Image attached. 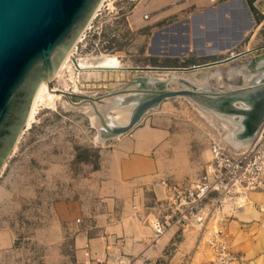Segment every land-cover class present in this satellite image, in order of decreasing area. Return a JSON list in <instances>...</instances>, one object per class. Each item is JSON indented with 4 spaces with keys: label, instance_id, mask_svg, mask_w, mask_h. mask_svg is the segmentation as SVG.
I'll list each match as a JSON object with an SVG mask.
<instances>
[{
    "label": "rangeland",
    "instance_id": "obj_1",
    "mask_svg": "<svg viewBox=\"0 0 264 264\" xmlns=\"http://www.w3.org/2000/svg\"><path fill=\"white\" fill-rule=\"evenodd\" d=\"M224 1L227 0H218L219 3ZM245 1L251 19L244 18L242 25L250 28L235 52L243 51L259 27L257 39L261 41L259 45L264 44V0ZM172 7L174 10L170 12ZM205 7L188 0H102L74 45L73 54L83 58L115 54L125 65L131 66H191L228 57L231 51L192 55L182 50V46L170 44L173 25L188 13L197 14ZM177 52L182 53L175 54ZM260 56H264V49L254 55ZM207 70H220L219 75L208 80L216 89H226L224 82L236 86L244 84L242 75L231 74V63ZM207 70L197 73L200 75ZM122 72L107 71L89 77L68 64L52 84L54 88L72 91L77 83L82 94L102 95L120 89L135 75ZM178 85L174 81L169 83L170 87ZM81 99L54 94L51 99L40 100L31 126L21 133L0 168V264H86V260L92 264H143L123 252L121 237L114 242L101 241L108 224L121 221L127 213L150 218L154 244L170 232L174 223L183 228L204 230L208 219L227 204L226 201L222 209H215L214 198L218 195L212 194L206 199L211 206L199 214L200 207H191L193 197L181 204L171 194L170 177L161 182L164 185L161 194L151 189L140 194L137 189L116 186L110 177L111 153L119 138L129 135L131 130L100 140V121L93 116L92 107L73 103ZM199 107L189 97H171L150 109L135 126L152 123L168 129L167 159H170L171 130V137L200 160L202 168L198 177L185 182L208 175L215 141L223 142L234 153L247 149L231 144L230 129L216 119L200 115L196 110ZM239 140L252 142L253 139ZM259 149L264 150V137L256 147ZM167 164L169 169V161ZM220 227L224 229L223 225ZM211 229L203 243L212 253L207 264L213 259L209 241ZM82 235L97 241L83 245L78 240ZM181 244L175 243L174 248ZM84 249L93 250L95 255L84 258L80 254ZM170 260L169 241L160 256L146 259L144 264H170ZM240 264H245V260Z\"/></svg>",
    "mask_w": 264,
    "mask_h": 264
},
{
    "label": "water",
    "instance_id": "obj_2",
    "mask_svg": "<svg viewBox=\"0 0 264 264\" xmlns=\"http://www.w3.org/2000/svg\"><path fill=\"white\" fill-rule=\"evenodd\" d=\"M101 1L0 0V168L23 132L41 84L55 80L64 59L89 25ZM248 53L241 51L235 57L192 66L132 67L130 69L138 73L129 83L97 97L73 90L58 89L57 93L69 98L79 96L81 103L92 102L103 140L129 132L150 109L176 96H187L208 109L240 116L237 135L249 140L264 121V56L243 63L242 70L250 74L253 81L248 85L219 90L208 83L207 71L197 73ZM159 71L196 73L172 77L160 76ZM172 80L184 86L170 87ZM98 103L103 105V110ZM118 109L129 110V119L120 120Z\"/></svg>",
    "mask_w": 264,
    "mask_h": 264
},
{
    "label": "crops",
    "instance_id": "obj_3",
    "mask_svg": "<svg viewBox=\"0 0 264 264\" xmlns=\"http://www.w3.org/2000/svg\"><path fill=\"white\" fill-rule=\"evenodd\" d=\"M188 2L206 7L197 14L188 13L181 22L173 25L170 44L174 47L182 46V50L189 51L192 55L196 52L214 55L218 52L231 51L229 56L238 53L233 50L250 28L249 25H242L246 19H251L246 1L227 0L219 3L218 0H188ZM173 10V7L170 8V12ZM259 31L260 27L255 30L251 41L242 48L243 51L260 44L261 41L257 39ZM247 58L250 57H239L231 64L245 62ZM217 66L220 65L205 69ZM168 134L169 131L164 126L151 123L135 127L129 135L120 137L111 153L110 177L115 185L120 188L137 189L140 194L150 189L161 194L164 189L161 182L168 177L170 182L174 183H183L198 177L202 163L195 155L186 152L183 145L177 143L173 136L171 137V130L170 159H167L165 151L169 146L166 143ZM248 198V201L239 199L226 204L221 212L214 213L208 219L204 230L198 227L183 228L179 223H174L170 227V232L154 244L151 219L127 213L121 221L108 224L101 241L114 242L121 237V241L124 242L123 252L129 257L139 259L143 264L146 259L160 256L170 241V264L199 262L207 264L212 257L211 250L203 244L208 230L223 225L231 248L244 255L245 264H264V211L257 206L264 201V190L251 191ZM78 240L83 245L97 241L90 239L88 235H82ZM177 242L182 244L175 249L174 245ZM200 249L203 252H200ZM80 254L86 259L95 255L93 250L85 249ZM86 264L92 263L86 260Z\"/></svg>",
    "mask_w": 264,
    "mask_h": 264
},
{
    "label": "built area",
    "instance_id": "obj_4",
    "mask_svg": "<svg viewBox=\"0 0 264 264\" xmlns=\"http://www.w3.org/2000/svg\"><path fill=\"white\" fill-rule=\"evenodd\" d=\"M213 153V163L209 166L208 175L188 182L170 183V192L176 200L183 204L188 198L193 197L191 207L192 209L200 207L197 211L199 214L211 206L206 199L212 194L218 195L213 198L215 209L220 210L224 202H232L238 198V194L241 195L240 187L249 190L264 188L262 178L264 150L260 152L255 146L253 149L234 153L226 146L215 142ZM259 208L264 210V203L259 204ZM197 220L200 224L203 223L200 219ZM155 226L158 227L159 223ZM209 241L213 247V259L210 264H240L244 260L241 253L231 249L223 228L218 227L212 231Z\"/></svg>",
    "mask_w": 264,
    "mask_h": 264
},
{
    "label": "bare ground",
    "instance_id": "obj_5",
    "mask_svg": "<svg viewBox=\"0 0 264 264\" xmlns=\"http://www.w3.org/2000/svg\"><path fill=\"white\" fill-rule=\"evenodd\" d=\"M261 49H264V44L263 45L252 46L248 50H246V51H249V53L247 55H242L240 57H243L244 56V57H250V59L251 58H254L255 53L258 52ZM238 53L233 54V55L228 56V57H235L236 55H238ZM225 58H227V57H225ZM225 58H222V59H225ZM237 59L238 58H236L235 61ZM219 60H221V59H219ZM63 62L64 63L61 66V69H59L56 78L62 74V71L66 68V66L68 64L71 66V68L73 70H77V71H80V72L83 71V72H85V74L87 73L88 74L87 76H89V77L91 76L90 74H93V76H95V75H98V74L101 73V75H102V72H107V71H119L121 73H123L122 71H129V72H132V73H138L136 71L131 70L130 68H132V67H140V66L125 65L124 62L120 59V57L118 55H115V54H103L102 56H99V57H85V58H83V57H76V56H74L72 50L68 53V55L66 56V58L64 59ZM231 62H228V63H231ZM245 62H242L240 64L238 62H234L233 64H231V74L234 75L235 73H237V74H240V75H242L244 77V84L237 85V86L248 85V84H250V83L253 82L251 80V75L248 74L246 71H243L242 70V65ZM200 64H204V63H200ZM224 64H227V63H224ZM218 65H222V64H218ZM213 66H215V65H213ZM201 70H203V69H201ZM195 73L196 72H193V73H185L183 71L182 72L168 73V72H160L159 71L158 75H160V76L170 75L172 77H175V76L178 77V76H183V75L184 76L194 75ZM219 74H220V70L219 71H212V72H210V71L207 70V72H206V79L209 80L210 77H213L214 75H219ZM123 76L124 75L122 74V77ZM96 77H100V76H96ZM172 81L177 82L179 84L176 87H182V86H184L179 81H176V80H172ZM203 81H204V79H200V82H203ZM223 85L225 86L226 89L236 87V85L227 84L225 82H224ZM58 89L59 88H54V86L52 84V81L50 83L44 81L41 84L40 88L38 89V91L36 93V96L34 98L32 107L30 109V112H29L27 121H26V123H25L22 131L26 130L28 127L31 126V124H32V122H33V120L35 118V114H36L38 102L40 100L46 101L48 99H51L54 94H56V95H64L63 93H57V90ZM226 89H222V90H226ZM63 90L64 91H68V90H65V89H63ZM73 91L74 92H77V93H80V89H79V86H78L77 83H76L75 88L73 89ZM80 94H82V93H80ZM82 95H87V96H91V97L100 96V95H95V94L94 95L93 94H82ZM102 95H104V94H102ZM191 100H193V99H191ZM81 101H82V99L79 102H75V101H73V102L79 103V104H87L88 105L87 107H92L93 112H94L93 113V116L94 117L96 116V119H97L98 116L96 114V111L94 109V105L92 104V102L85 101V102L81 103ZM194 102L197 105L200 106L199 108H196V110L200 113V115L204 116L205 118L211 117L212 119H216V120H218L221 123V125L227 127V129H230V135H231V137H230V141L231 142L230 143L231 144L237 145L239 147L243 146L244 148H247L246 149V151H247V150L253 149L255 146L257 147L259 145V142L264 137V121H263L261 123L260 127L258 128L255 136L252 138L253 140L252 139H249V140H252V142H250V141H248V142H242V141L239 140V137L237 135V130L240 128V124H239L240 119H241L240 116H230V115H227V114H224V113H220V112H217L215 110L208 109V108L202 106L200 103H198L196 101H194ZM97 106L99 107V109L103 110V105L102 104L98 103ZM117 113L119 115V119L120 120L126 121V120L129 119V116H130V111L129 110L118 109L117 110ZM99 139L102 140V141H104L100 136H99ZM218 143H220L221 145H224V143L221 142V141H218ZM213 157H214V155H213ZM262 178H263V183H264V170H263ZM263 186H264V184H263ZM261 189L264 190V188H261ZM239 190L241 191V196H238V198H236L232 202H227V204L228 203H234V202L238 201L239 199H243V200L245 199V200L248 201V199H249L248 198V194L251 191L260 190V189H252V190H249V189H245L244 187H240ZM263 203H264V201L261 202V203H259V204H263ZM259 204H257L258 207H259ZM262 211H264V210H262ZM218 227H220V225H217L216 228H214L213 230H211L210 235H211L212 231H214ZM235 252H237V251H235ZM244 260H245V257H244Z\"/></svg>",
    "mask_w": 264,
    "mask_h": 264
}]
</instances>
